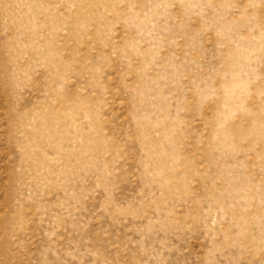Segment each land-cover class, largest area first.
I'll return each instance as SVG.
<instances>
[{"label":"rangeland","instance_id":"374dc122","mask_svg":"<svg viewBox=\"0 0 264 264\" xmlns=\"http://www.w3.org/2000/svg\"><path fill=\"white\" fill-rule=\"evenodd\" d=\"M0 264H264V0H0Z\"/></svg>","mask_w":264,"mask_h":264}]
</instances>
